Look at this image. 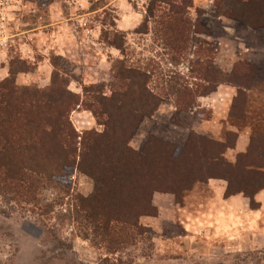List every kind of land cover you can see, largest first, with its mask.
Instances as JSON below:
<instances>
[{
  "label": "trees",
  "instance_id": "obj_1",
  "mask_svg": "<svg viewBox=\"0 0 264 264\" xmlns=\"http://www.w3.org/2000/svg\"><path fill=\"white\" fill-rule=\"evenodd\" d=\"M234 1L243 5V13L225 10L219 4V14L264 29V0ZM99 4L92 11L104 6ZM135 33L151 35L163 47L167 62L177 70L161 77L155 85V70L159 68L155 59L150 58L146 64L132 61L128 33L111 21L103 28L102 39L120 50L123 57L114 60L107 84L86 88L88 99L84 101L98 124L104 126L103 131L90 130L84 136L76 131L70 115L81 100L69 90L70 79L57 68L51 85L45 89L17 83V73L30 68L21 57L11 61L10 75L0 79L1 200L13 208L21 206L48 215L55 203L43 197L47 183L63 177L69 169L79 170L96 181L94 193L85 197L63 190L56 204L74 197L73 217L84 237L110 254L125 250L136 243L138 236L150 231L140 218L157 216L159 210L153 203L157 191L179 197L198 182L225 178L229 183L227 197L244 194L251 208L258 209L255 195L264 188L258 185L264 180L261 132L252 134L247 151L238 154L235 163L225 157L236 144L233 132L224 141L192 132L184 145L150 134L140 151H133L126 159L121 156L143 120L152 116L164 99L172 98L179 111H188L197 105L198 98L226 83L238 88L239 97L252 89L257 71V66L249 62V70L244 68L240 74L235 71L225 77L213 70V44L197 37L207 36L211 30L196 0H147L144 22ZM190 56L200 61L186 66ZM54 66H59V61ZM244 110L232 116L248 119Z\"/></svg>",
  "mask_w": 264,
  "mask_h": 264
},
{
  "label": "rangeland",
  "instance_id": "obj_2",
  "mask_svg": "<svg viewBox=\"0 0 264 264\" xmlns=\"http://www.w3.org/2000/svg\"><path fill=\"white\" fill-rule=\"evenodd\" d=\"M97 4L101 5L99 10L92 11ZM219 4L240 14L244 10L234 0H196L211 30L207 36L197 37L212 42L213 70L225 77L235 71L242 73L241 70L248 69V62L256 65L252 89L238 97L236 86L222 84L198 98L197 105L188 111H179L174 99H164L159 109L143 120L129 146L123 148L121 156L125 159L133 151H140L150 134L184 145L192 132L217 141H224L233 132L236 144L226 151L225 157L235 163L238 154L247 151L252 134H264V29H254L219 14ZM146 6L147 0H0V71L5 69L8 77L11 61L21 57L30 68L28 72L17 73V83L45 89L51 85L57 68L70 79L69 90L81 100L70 115L76 131L81 136L94 129L103 131L104 126L98 124L84 101L88 99L86 88L107 84L114 60L123 57L120 50L102 39V30L111 21L128 33L132 61L146 64L150 58L155 59V65L159 66L155 70V85L161 77L177 70L167 62L163 47L151 35L135 33L144 22ZM106 22L109 24L105 25ZM55 61H59V66H54ZM198 61L199 57L190 56L186 66ZM188 73L186 69L185 74ZM193 82L198 83L197 79ZM242 110L248 119L232 116ZM210 182L217 187L229 184L225 178H212L196 183L179 197L170 192H155L153 203L164 211L163 218L142 216L140 223L150 231L138 236L136 243L125 250L110 254L84 237L73 217L74 197L56 204L63 190L85 197L95 191L96 181L92 177L69 169L63 177L47 183L43 197L46 202L55 203L48 215L31 208H13L0 198V264H264V213L254 214L249 221L248 217L241 219L237 248L230 247L225 236L210 238L196 232L194 238H189L183 207L189 202L198 207L199 202L211 200L214 187H210ZM258 185L264 187V180ZM247 222L255 223L253 245L241 238V234L249 241L253 238L246 235Z\"/></svg>",
  "mask_w": 264,
  "mask_h": 264
},
{
  "label": "crops",
  "instance_id": "obj_3",
  "mask_svg": "<svg viewBox=\"0 0 264 264\" xmlns=\"http://www.w3.org/2000/svg\"><path fill=\"white\" fill-rule=\"evenodd\" d=\"M8 75L7 71H0L2 79ZM210 187H214V196L211 200L199 202V206L189 202L187 206H184V223L186 230L189 232V238H194V233H201L203 236H225L229 242L230 247H238L240 238V222L241 219L247 218L249 221L254 214L264 213V190L259 191L255 195V200L259 203L260 207L256 210L251 208L250 199L244 194H235L229 197L226 196V186H216L212 182L209 183ZM192 197H190L191 199ZM202 201V200H201ZM157 219H162L163 212L158 207ZM241 210V211H240ZM247 230V234L253 237L252 240L241 234V238H245L248 243L255 241V223H246L244 227ZM264 236V233H262ZM252 244V243H251ZM252 244V245H253Z\"/></svg>",
  "mask_w": 264,
  "mask_h": 264
}]
</instances>
